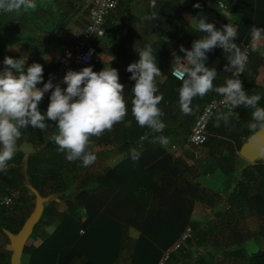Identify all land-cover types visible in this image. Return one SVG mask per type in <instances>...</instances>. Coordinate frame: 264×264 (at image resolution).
Wrapping results in <instances>:
<instances>
[{
    "label": "trees",
    "instance_id": "obj_1",
    "mask_svg": "<svg viewBox=\"0 0 264 264\" xmlns=\"http://www.w3.org/2000/svg\"><path fill=\"white\" fill-rule=\"evenodd\" d=\"M77 1L79 0H35L36 8L34 10L0 11V72H3L5 68L3 63L5 57L17 60L24 58L26 61L25 74H27V68L33 63H39L43 66V83L38 84L37 87L48 83L50 79L53 80L56 76L58 63L47 65L43 61V56L54 44H64L71 48L77 43L80 32L76 33L74 37L66 33L63 34L71 19L70 13L76 10L75 3ZM217 1L224 2L227 9L237 15V36L234 43L242 50V47L248 44L251 39V27L264 28V0H184L181 4L162 0L157 3L156 8L154 7L156 17L152 20L143 21L144 25L142 22L140 23L143 27V35H139L135 41L139 47L137 51L140 52V50L151 47L161 72L163 73L166 69L171 71L174 61L171 53L165 49L167 45L185 39L188 40L187 50H191L194 41L207 35V33L200 32L198 27L194 25V23L198 25L200 19L215 24L217 30H222L223 26L227 24L226 17L213 6L216 5ZM197 3L201 5L200 8L194 7ZM180 10L185 11L187 17L177 16V14L174 16L175 11ZM166 13L168 16H164ZM105 31L108 33L106 38L113 40L115 35L111 30H105L104 24V37ZM149 34L156 37L155 40L150 41V45L148 44L149 41L144 40V37L147 38ZM127 41L128 39L124 38L123 42ZM95 47L97 49V42ZM223 51L221 48H216L209 52L206 66H209ZM138 52L134 56H137ZM259 61V55L250 50L242 84L244 91L249 96L258 95L261 97L258 107L264 108V94L259 95L249 91L259 69L264 68L257 65ZM97 65L99 63L95 62L91 66L95 72H97L95 70ZM128 66L121 68L112 63L106 66V69L112 67L118 71L119 82L124 85L122 95L127 104V116L112 131H105L99 137H91L92 151L102 146L109 150H116L117 153L124 156L116 167L98 173L97 171H88L90 166H82V162L79 160L69 162L66 159L67 153L60 151L59 146L50 138L53 134L58 133L56 127L58 122L46 121L49 124L46 130L31 126L21 129V140L25 138L32 144L43 145L48 152H53L46 158L40 156L37 159H29L26 163L28 182L40 195H60L59 197H61V194L70 187L75 188L77 192L74 198L79 204L82 201H98L100 203L99 210L94 213V217H100L101 208L111 201L112 191L116 190L113 186L114 177L120 178V181L115 183L117 190L126 191L130 188V191L138 192V188L143 187L145 169L158 160L160 153L155 151L160 148L149 146L148 141L152 136H161L163 131H153L146 138L145 133L148 132L149 128L140 127L135 120L132 114V100L134 99L133 89L136 82L131 79L132 73L127 71ZM12 71L15 72V70ZM166 77L163 81L160 80L161 77L156 79L158 87L156 94L163 95V100L158 105V108L163 112L160 119L171 127L175 125V129L182 132L184 139L187 140L193 122L203 109L201 107L203 99L200 96L193 98L192 111L185 114L182 112L179 103V90L182 81H177L171 75ZM52 91L48 99L39 104L42 114L47 112ZM237 109L238 115L229 116L227 124L223 119H217L218 115L222 113V111H218L208 126V140L202 148H206L208 151L211 147L217 148L218 153L222 155L218 159L217 165L221 169V166L227 165L226 168L224 166L223 168L226 169L228 175L234 174L235 185L227 196V209L214 211L215 206L209 204L206 218L200 223H192L189 227L196 234V242L202 247L203 254L193 259L191 254L184 253L185 248L181 245L176 253L182 252L180 260L186 264H235L236 260H238L236 264H264V250H258L249 255L245 253L246 245L249 242L264 238V162L256 161L253 165H243L244 162L236 161L237 152L245 138L259 128L255 130L250 128V124L255 122L252 120L254 109L244 106H239ZM125 122H129L128 127L123 126ZM164 132L166 133V131ZM220 137L223 140L209 148V144L215 143V140ZM138 144L140 145L138 146ZM139 147L142 151H138ZM135 149L136 153L139 154L138 160L132 158V150ZM149 151H153L154 155L148 153ZM225 154L230 155V157H225ZM15 162L18 163L15 159L8 161L10 165ZM22 181V176H17L16 170L13 168L0 173V194L11 196L14 202L11 207H0V234L6 239L3 229L16 233L31 211L32 205L31 207L27 205L30 200L28 195H31L32 200H34V196ZM99 190H102L103 193H97ZM13 192L16 193V197L12 195ZM137 194L140 197L144 196L141 195V192ZM53 204H56L55 199L49 200L43 211L44 220L40 219L33 231L42 224L49 226L61 216L60 222L38 247L31 244L25 245L23 254L28 256L27 264H35L39 257L42 260L41 264H46L49 256L54 257V259L57 258V262L55 260V263L52 264H59V256L62 254L60 252L64 248L73 246L74 241L72 242V240L55 244L58 235L68 228L67 222L72 223V218L66 213L59 214L52 208ZM252 218L257 222V230L253 232L246 226V221ZM74 225L76 230L80 229L77 223ZM187 240L189 238L185 241ZM215 250H218L221 255ZM209 252H215L218 255L212 258ZM171 258L169 262L176 264L174 255Z\"/></svg>",
    "mask_w": 264,
    "mask_h": 264
},
{
    "label": "crops",
    "instance_id": "obj_2",
    "mask_svg": "<svg viewBox=\"0 0 264 264\" xmlns=\"http://www.w3.org/2000/svg\"><path fill=\"white\" fill-rule=\"evenodd\" d=\"M83 1L79 0L75 3L76 10L70 13L71 19L67 23L63 34L66 33L74 37L76 33L83 30L87 19ZM116 1V8L110 12L105 21V30H111L115 37L113 40L106 38L108 33L105 31V37L97 41V63H99L95 67L97 73L110 63L122 68L139 61L140 56L137 51L139 47L135 41L139 35H143V27H141L140 23L142 22V25H144L143 21L154 18L153 14L156 12L157 3L162 0H154L155 8L152 7L153 0ZM164 1H173L181 4L184 0ZM213 6L226 17L227 24H231L236 29L237 15L228 9L221 10L217 5ZM176 14L177 16L187 17L183 10L175 11L174 16ZM164 16H168V13ZM194 25L198 27L197 23H194ZM124 38L128 39L125 43L123 42ZM155 39L156 37H152L151 34L147 38L144 37L145 41H149V45L150 41ZM251 43L250 39L248 44H246L250 50ZM181 46L187 49L188 40L183 39L178 43L165 47L171 53L173 61L175 59L173 56L174 52L182 59L185 58L186 54L180 51ZM68 48L64 44L52 45L48 53L43 56L44 63L50 65L57 55L59 57ZM137 52L138 55L134 56ZM251 52L253 51L251 50ZM255 52L260 58L257 65L264 67V47H260ZM228 55L230 58L232 54L221 52L207 66L215 68L217 71V77L213 81V89L226 86V81L230 77V72L225 71V66L229 65L227 61ZM76 69L82 70L83 68H74V70ZM162 74L161 81L170 75V70L166 69ZM59 86L64 89L67 88L66 84L63 86L59 83ZM249 91L259 95L264 94V68L259 69ZM218 95L214 90L208 92L201 97L203 99L201 107L203 108L211 97ZM222 113L226 112L222 111ZM232 114L238 115L237 107ZM164 124L166 127L161 136L166 137L168 142L166 144L154 142L155 136H152L148 141L149 146L159 147L160 149L155 151L160 153L158 160L145 169L143 187L138 188V192L130 191V188L126 191L117 190L115 183L119 182L120 178L114 177L113 186L115 187L114 190H116L112 191L111 201L101 208L100 217H94V213L99 210L100 203L98 201H82L79 204L74 198L77 192L75 188L70 187L65 193L61 194V197H59L60 195L53 196L52 199H55L56 204H53L52 208L59 214L66 213L72 218V223L70 221L67 222L68 228L58 235V240L55 242L57 245L61 241H74L73 246L64 248L60 252L62 254L59 256V264H159L165 254H168L166 264H174L169 262L172 255L176 258V264H186L180 260L182 252L176 253L181 245L185 248L184 253L191 254L193 259L203 254L202 247L196 242V234L193 230L189 240L182 241L181 237L186 229L191 227L192 223H200L203 218H206V211L210 207L209 204L215 206L214 211L227 209L226 199L235 185L234 174L228 175L226 169H224L227 166L226 164L223 165L224 168L221 166L222 169L218 167L217 161L222 155L218 153L217 148L211 147L212 145H217L223 138H217L215 143L209 144V148H211L208 151L206 148L188 145L182 132L175 129V125L171 127L166 123ZM118 125L120 124L117 123L114 127ZM123 126L128 127L129 122H125ZM151 132L153 130L149 128L148 132L145 133V137L147 138ZM18 147L19 150L13 157L18 163L15 162L12 165L8 163V165L9 169L13 168L16 170L17 176H22V182L26 185L29 184L26 170L27 161L29 159H37L40 156H42L41 158H46L52 155L53 152H48L43 145L32 144L31 141L25 138L18 141ZM138 151H142V149L139 147ZM93 152L98 162L107 164L110 159L116 161L112 167L110 165L104 166L105 170L116 167L124 158L116 150H109L102 146L97 147ZM148 153L154 155L153 151ZM225 157L229 158L230 155L225 154ZM236 161L244 162L243 165L255 164V162L250 164L239 156ZM260 161L264 162V160ZM88 171L104 172L92 168V165H90ZM139 192L144 196L140 197L137 194ZM97 193L103 192L99 190ZM28 197L30 200L27 205L30 207L32 205L31 208L33 210L34 200H32L31 195H28ZM81 198L84 199L83 197ZM48 202L44 205V208ZM88 208L90 209L88 210ZM40 219L44 220L43 213ZM60 219L61 216L49 226L40 225L37 230L32 232L30 237L33 239L29 241V237L26 245L31 244L34 247H38L44 238L54 231ZM75 223L80 226L79 230L74 227ZM142 237L144 239H141ZM177 245H179L178 248H176ZM0 246V264H10V247L9 251H7L2 245ZM146 246H148L149 250ZM209 254L212 255V258L218 255L217 253ZM22 256L26 257V261L24 263L21 257V264H27L28 256L24 254ZM47 260L46 264L55 263V260L57 262V258L54 259V257L50 256ZM41 262L42 260L39 257L35 264H41ZM43 263L45 262L43 261Z\"/></svg>",
    "mask_w": 264,
    "mask_h": 264
},
{
    "label": "clouds",
    "instance_id": "obj_3",
    "mask_svg": "<svg viewBox=\"0 0 264 264\" xmlns=\"http://www.w3.org/2000/svg\"><path fill=\"white\" fill-rule=\"evenodd\" d=\"M152 7H155L154 0ZM194 7L200 8L201 5L197 3ZM35 8V0H0L2 12L21 9L28 11ZM153 17L155 18V14ZM198 30L207 35L194 41L191 50L180 47V51L186 54L185 58L182 59L173 53L175 59L171 75L182 81L179 90L182 112L191 113L193 98L203 97L214 90L224 97L222 103L229 107L227 113L218 115V120L223 119L227 124L232 110L244 106L254 109L252 120L255 122L250 124V128L264 130V108L258 107L261 97L249 96L239 79L248 55L247 51L242 52L234 43L236 29L231 24H226L222 30H217L215 24L200 19ZM251 41L253 52L264 47V28L251 27ZM216 48L232 53L225 71L232 72L236 78L228 79L226 86L213 89L217 71L215 68L207 67L206 62L207 54ZM139 56V61L127 68V71L132 73L131 79L136 82L133 89L132 114L140 127L162 132L166 125L160 119L163 112L158 105L163 100V95L156 94L158 92L156 79L163 74L151 47L140 51ZM3 63L5 68L0 72V171L6 170L8 161L12 160L19 150L21 129L31 126L46 130L49 127L46 121L58 122L56 124L58 133L50 138L59 146L60 151L67 153L66 159L69 162L79 160L84 167L92 165L97 157L92 151L91 137H99L105 131H112L128 114L127 104L122 95L124 85L119 82L118 71L112 67L104 68L99 73L94 72L91 67H85L79 72L70 70L63 80L67 88L55 86L47 112L42 114L39 104L45 93L54 87L51 79L44 84L43 89L37 87L43 83V66L33 63L25 74L24 58L17 60L5 57ZM154 142L166 144L168 139L159 136ZM132 158L139 159V154L135 150H132Z\"/></svg>",
    "mask_w": 264,
    "mask_h": 264
},
{
    "label": "built area",
    "instance_id": "obj_4",
    "mask_svg": "<svg viewBox=\"0 0 264 264\" xmlns=\"http://www.w3.org/2000/svg\"><path fill=\"white\" fill-rule=\"evenodd\" d=\"M84 6L86 9V23L83 30L79 33V38L77 43L64 50L58 57L57 63L58 68L56 76L51 80L55 89L56 85H59V81L65 77V75L71 70L74 71V68L80 67H91L95 62H97V49L95 43L104 37V24L107 16L112 10L117 6L116 0H84ZM216 5L221 10H226L227 6L222 1H217ZM220 5H223L221 7ZM242 52L247 51L249 57L250 48L245 45L242 47ZM87 58V59H86ZM248 61V60H247ZM247 64V63H246ZM246 67V66H245ZM171 75V71H170ZM172 76V75H171ZM173 77V76H172ZM175 78V77H173ZM233 73L230 72L229 79H235ZM245 78V68L243 72L239 75V79L243 83ZM176 79V78H175ZM178 80V79H177ZM43 86L38 88L43 89ZM51 90V91H52ZM45 93L42 102H45L48 99L50 92ZM224 97L218 95L212 97L208 100L207 104L203 107L201 112L198 114L196 120L193 122L190 132L188 134L186 143L193 147H202L208 140V126L212 117L218 112H228L229 107L222 103ZM235 111V108L232 110V113ZM9 169V165L6 170ZM4 171H0L4 172ZM13 204V199L11 196L6 194H0V207H10ZM191 237L190 228L186 229L184 234L181 237L182 241ZM179 245L176 246L178 248ZM168 258V254L165 255L159 262V264H165Z\"/></svg>",
    "mask_w": 264,
    "mask_h": 264
},
{
    "label": "water",
    "instance_id": "obj_5",
    "mask_svg": "<svg viewBox=\"0 0 264 264\" xmlns=\"http://www.w3.org/2000/svg\"><path fill=\"white\" fill-rule=\"evenodd\" d=\"M238 156L250 164L264 160V130L258 129L250 136L246 137L238 151ZM25 187L35 198L33 210L16 233H11L10 231L3 229V233L8 239L11 250L10 264H21V257L26 242L31 236L34 226L39 222L42 216L44 205L53 198L52 195H40V193L30 184H26Z\"/></svg>",
    "mask_w": 264,
    "mask_h": 264
},
{
    "label": "rangeland",
    "instance_id": "obj_6",
    "mask_svg": "<svg viewBox=\"0 0 264 264\" xmlns=\"http://www.w3.org/2000/svg\"><path fill=\"white\" fill-rule=\"evenodd\" d=\"M57 59H58V55L56 56V58L54 59V61L51 63V64H57ZM74 71H77V72H79V71H81V69H76V70H74ZM63 80H64V78H62L60 81H59V83H60V85H63V86H65V84L63 83ZM232 115H234V114H232ZM115 162L116 161H112V159H110L108 162H107V164L106 163H104V162H98L97 160H95V162L92 164V168H95V169H97L98 171H104L105 169H104V166H107V165H110V167H112L114 164H115ZM12 195L14 196V197H16V193L15 192H13L12 193ZM14 203V202H13ZM13 206V205H12ZM11 207V206H10ZM31 210H32V208H31ZM203 212V211H202ZM204 219V218H203ZM246 223H247V228H249L250 229V231H255V230H257V222H256V220L255 219H248L247 221H246ZM0 237H1V241L3 242H1L0 241V245H2L4 248H6L7 249V251H9L8 249H9V244H8V241H7V239H5V237L4 236H2L1 234H0ZM33 238L32 237H30V239H29V241H31ZM141 239H144L143 237L141 238ZM147 245V244H146ZM1 247V246H0ZM147 247V249H148V246H146ZM149 250V249H148ZM258 250H264V238L262 239V238H260V239H255V240H253V241H251V242H249L247 245H246V248H245V253H247L248 255L249 254H251V253H253V252H256V251H258ZM212 251V250H211ZM216 251V250H215ZM217 253H219L220 255H221V253L217 250L216 251ZM210 253V252H209ZM215 253V252H214ZM165 255H167V254H165ZM164 255V256H165ZM137 256V255H136ZM22 261H24V263H25V261H26V257L24 256H22ZM167 261V260H166ZM240 261V260H239ZM238 262V260H236V262H235V264ZM241 262H243V260H241ZM165 264H166V262H165Z\"/></svg>",
    "mask_w": 264,
    "mask_h": 264
}]
</instances>
